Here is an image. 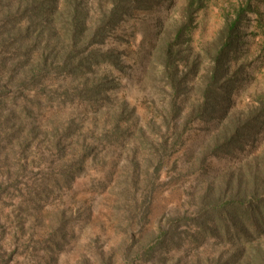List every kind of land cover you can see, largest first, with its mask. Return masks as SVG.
Instances as JSON below:
<instances>
[{
  "label": "rangeland",
  "instance_id": "1",
  "mask_svg": "<svg viewBox=\"0 0 264 264\" xmlns=\"http://www.w3.org/2000/svg\"><path fill=\"white\" fill-rule=\"evenodd\" d=\"M152 2L121 22L133 35L97 44L101 51L114 47L123 68L106 67L115 84L95 108L69 89L77 81L70 76L27 75L42 44L25 58L17 44L25 37L19 29L26 18L18 15L26 0H0V264H209L240 245L212 237L193 243L187 233L209 185L213 197L231 194L240 178L247 188L256 161L264 173V128L254 144L240 139L242 148L198 163L214 123L210 112L188 120L202 102L198 75L189 76L173 117L153 53L173 40L168 32L182 24L187 0ZM97 3L89 0V13ZM237 13L244 16L236 51L244 68L232 93L234 110L244 111L264 93V0H204L177 48L202 54ZM162 142L168 152L156 171L147 161ZM174 229L175 239L145 253L160 232Z\"/></svg>",
  "mask_w": 264,
  "mask_h": 264
},
{
  "label": "trees",
  "instance_id": "2",
  "mask_svg": "<svg viewBox=\"0 0 264 264\" xmlns=\"http://www.w3.org/2000/svg\"><path fill=\"white\" fill-rule=\"evenodd\" d=\"M152 1L160 2L98 0L97 6H93L92 13L91 9L89 13V0H26L25 7L21 5L18 15L19 20L26 18V24L19 29L25 37L17 45L25 49L23 54L28 58L34 48L42 44L27 75L29 72L32 80L46 75L70 76L72 81H77L69 85V89L93 102L91 106L99 108L102 105L100 99L107 100L105 92L115 84L110 78L112 72L106 67L121 70L123 64L120 62V53L114 47L101 51L97 44L109 35H113L116 41L123 40L125 31H131L132 26L124 27L121 22L132 17L134 12L149 9ZM203 2L187 0L182 10V24L177 30L168 32L169 37L175 32L173 40H165L153 51L159 52L154 57L160 65V72L155 73V77L164 81L169 88L171 116L177 117L182 110L185 97L181 96L186 92L189 76L198 75L202 102L197 110L190 112L191 118L188 120L203 118L208 112L212 113L214 119L212 137L202 156L197 159L199 164L232 145L242 148L240 139H252L251 144H254L255 135L264 128V93L257 94L246 110H234L237 95L232 91L239 88L244 68L237 63L236 53L244 16L240 18L241 14L237 13L236 19L226 23L215 46L204 48L202 54L191 56L177 48L181 37L191 29L195 14L202 8ZM133 34L134 30L127 36ZM27 39L30 40L29 44H26ZM150 46L153 47L152 44ZM186 129L185 126L182 132ZM175 144L176 140L172 142V148ZM167 152V143H160L147 163L155 166L156 171L161 169ZM257 166H260V161L250 168L247 188H244V178H240L231 194L221 190L213 197V186L209 185L201 196L203 205L198 214L190 219L189 228L194 227V231L187 234L191 241L195 243L212 237L240 243L226 258L211 259L209 264H264V173ZM173 227V224L169 225L168 229ZM159 235L161 238L148 247L145 253L150 255L170 243L177 231L165 230ZM134 253L137 258L139 252Z\"/></svg>",
  "mask_w": 264,
  "mask_h": 264
}]
</instances>
